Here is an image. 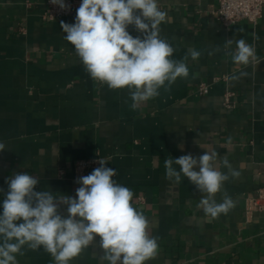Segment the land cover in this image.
I'll return each mask as SVG.
<instances>
[{"label": "crops", "instance_id": "crops-1", "mask_svg": "<svg viewBox=\"0 0 264 264\" xmlns=\"http://www.w3.org/2000/svg\"><path fill=\"white\" fill-rule=\"evenodd\" d=\"M217 5L158 0L166 13L160 38L173 47L172 59L188 57L189 76L132 109L130 90L94 81L64 39L60 23L73 24L78 8L47 21L46 0H0V212L10 176L26 172L39 178L36 191L76 197L75 163L102 159L115 170L112 179L132 190L133 207L157 240V255L145 264H264V211L245 217L246 196L264 187V11L256 23L227 27L212 13ZM127 30L142 38L134 25ZM241 38L260 63L234 65L228 53ZM193 49L201 52L197 60ZM202 82L210 85L207 94L198 92ZM226 86L236 92L232 109L223 104ZM198 145L214 149V167L230 176L215 196L217 203L232 199L226 215L207 216L197 206L206 194L183 174L178 184L165 177L166 158L199 157L205 150ZM59 212L68 215L64 205ZM22 252L18 264H55L43 247ZM102 256L96 237L70 264H107Z\"/></svg>", "mask_w": 264, "mask_h": 264}, {"label": "clouds", "instance_id": "clouds-1", "mask_svg": "<svg viewBox=\"0 0 264 264\" xmlns=\"http://www.w3.org/2000/svg\"><path fill=\"white\" fill-rule=\"evenodd\" d=\"M50 2L61 9L69 7L64 0ZM165 19L158 0H82L75 22H61L60 28L90 77L110 89L128 88L131 107L136 109L158 97L161 88L170 90L177 78L189 76L188 57L172 59L173 47L160 38L159 26ZM130 25L142 38L129 33ZM232 43L228 40L225 47ZM235 44V50L228 53L235 66L261 62L255 47L243 38ZM215 51L219 48L209 54ZM190 56L197 60L201 52L193 49ZM198 146L205 150L199 157L166 158L165 177L178 184L183 174L198 192L206 194L197 206L207 216L226 215L233 207L232 199L225 195L217 203L215 196L230 176L214 167L218 161L214 149ZM5 147L0 143V151ZM98 163L100 167L92 173L77 178L76 197L36 191L39 178L26 172L6 179L8 190L0 212V264H18L17 254H23L25 245L31 250L43 247L55 264H70L96 237L107 264H145L157 255V240L148 234L145 215L133 207L132 190L112 179L116 172L106 167L105 160ZM222 164L232 178L239 177L227 159ZM60 205L67 208V217L60 214Z\"/></svg>", "mask_w": 264, "mask_h": 264}, {"label": "built area", "instance_id": "built-area-1", "mask_svg": "<svg viewBox=\"0 0 264 264\" xmlns=\"http://www.w3.org/2000/svg\"><path fill=\"white\" fill-rule=\"evenodd\" d=\"M69 7L61 9L58 5H53L50 0H46V7L43 12V18L47 21H53L60 17L72 15L80 6L82 0H64ZM264 11V0H218V5L213 9L212 13L217 17L224 26H231L242 20L258 22ZM220 79V77H215ZM223 80H226L224 77ZM210 85L206 82L199 84L198 92L207 94ZM236 92L225 87L223 94V104L225 108L232 109L235 104L233 101ZM96 159H80L75 163V173L79 176L89 174L92 167L96 166ZM141 198V197H140ZM264 211V187H261L255 193H250L245 198V217L247 221H251L254 213Z\"/></svg>", "mask_w": 264, "mask_h": 264}]
</instances>
